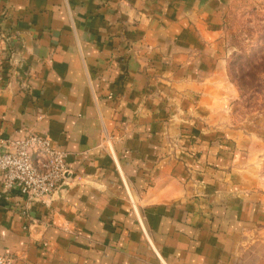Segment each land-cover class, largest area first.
Masks as SVG:
<instances>
[{"label": "crops", "instance_id": "crops-1", "mask_svg": "<svg viewBox=\"0 0 264 264\" xmlns=\"http://www.w3.org/2000/svg\"><path fill=\"white\" fill-rule=\"evenodd\" d=\"M235 1L0 0V137L68 153L50 204L0 175V255L264 264V140L232 117L223 39Z\"/></svg>", "mask_w": 264, "mask_h": 264}, {"label": "rangeland", "instance_id": "rangeland-1", "mask_svg": "<svg viewBox=\"0 0 264 264\" xmlns=\"http://www.w3.org/2000/svg\"><path fill=\"white\" fill-rule=\"evenodd\" d=\"M223 22L228 74L239 94L232 117L264 140V0L233 2Z\"/></svg>", "mask_w": 264, "mask_h": 264}, {"label": "built area", "instance_id": "built-area-1", "mask_svg": "<svg viewBox=\"0 0 264 264\" xmlns=\"http://www.w3.org/2000/svg\"><path fill=\"white\" fill-rule=\"evenodd\" d=\"M68 153L45 136L30 131L24 138L0 137V175L4 193L19 192L27 205L50 204L67 179ZM0 255V264H14Z\"/></svg>", "mask_w": 264, "mask_h": 264}]
</instances>
